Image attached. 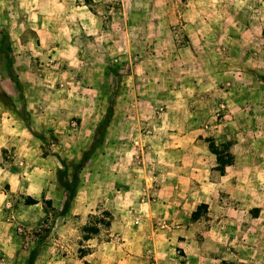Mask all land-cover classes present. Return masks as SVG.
<instances>
[{"label":"rangeland","instance_id":"rangeland-1","mask_svg":"<svg viewBox=\"0 0 264 264\" xmlns=\"http://www.w3.org/2000/svg\"><path fill=\"white\" fill-rule=\"evenodd\" d=\"M170 1L182 10L191 2V5L200 6L201 12L188 17L190 25L183 14L174 23L171 22L172 15H166L164 17L168 20L164 18L166 21L161 28L157 21L162 15L156 12L153 0H128L125 7L122 0H102L99 7L90 9L94 13L98 11L99 30L84 32L81 24L84 14L77 8H67L64 0H0V31L12 38V43L16 41L19 64H28L27 71L34 74L31 78H21V84L15 85L13 78H16L17 68L12 67V53L3 54L0 50V105L5 109L14 106L30 135L40 137L42 154L51 153L66 159L69 168L90 150L96 137H101L100 145L91 152L80 170L78 184L92 181L95 187L103 184L110 191H121L128 181L142 182L145 186L134 191L140 202H148L153 194L150 185L145 183L156 184V171L169 165L153 153L156 144L152 141L148 143L146 137H142L145 120H142L141 113L146 114L147 108L144 109L143 105L147 101L146 91L156 90L165 79L169 80L170 86L174 85V80L177 82L175 85L181 86L182 79L191 82L195 76L206 77L203 78L206 84L203 92L207 95L209 109L207 116L199 119L195 141L198 160L202 158L209 168V175L206 171L202 172L205 174L204 181L210 179V170L218 175L224 174L225 168L234 161V150L238 153L239 163L245 167L239 185L247 193L242 202L227 201L228 192L224 188L213 200L211 208L208 204H198L191 219L206 217L210 222L202 223L203 227H198V231L212 228L215 233L211 241L221 244L224 239L217 233L226 232L230 237L228 247L239 245L244 249L242 264H256V247L264 245V185L259 180L262 175H256V163L261 164L259 160L264 162L263 157L256 156V137H264V93L261 94L262 103L256 97V86L264 88V0H244L239 8L231 4L233 0H213L216 12L210 24L197 22L205 16V0ZM79 3L75 0L70 6L76 7ZM256 3L263 4L262 11L256 10ZM230 6L238 12L233 9L230 12ZM44 21L49 28L47 33L44 29H32ZM83 39L86 44H91L93 40L103 42L100 43V55L96 59L91 57L85 73L82 70V53L79 52L83 49L79 46ZM26 40L32 41V44H18ZM179 49L185 50L183 54L180 55ZM1 74H6L12 81L15 94L6 92L7 84H4ZM24 83H37L27 92L35 113L47 108L51 113L64 96L73 99L71 102L87 113L92 109H103V115L93 128L92 122L91 127L88 124L84 126V148L77 157L72 153L69 156L59 154V137L67 135L76 139L80 118L69 117L77 125H70L65 133L49 132L43 136L40 129L32 126L30 111H26ZM127 90H130L128 94ZM110 99L113 105L121 103L119 109L123 117L124 112L129 114L130 109L132 118L127 125L123 119L116 129L113 127L110 130L108 123L98 136L97 126L106 113ZM126 102L132 105L133 110L132 107L126 108ZM136 115H139V120ZM125 134L129 136L125 137ZM187 143L180 141V147L183 149ZM7 151L4 164L10 162ZM58 163L55 178L61 186L58 170L63 171L64 167L59 160ZM195 164L200 167V162ZM256 176L257 187H262L257 190ZM88 192L91 193L90 190ZM26 198L22 196L23 201ZM256 202L260 206H256ZM51 210L53 221L64 215L62 210ZM104 211L110 216H103ZM259 214L261 219L256 221ZM111 221V212L98 202L82 227L83 237L88 235L84 231V227L88 226L98 228V232L104 233V238ZM47 226L44 223L32 240L40 242L49 231ZM97 233L89 234V237ZM180 253L182 251L177 248L174 250V254ZM218 264L227 263L220 261Z\"/></svg>","mask_w":264,"mask_h":264},{"label":"crops","instance_id":"crops-1","mask_svg":"<svg viewBox=\"0 0 264 264\" xmlns=\"http://www.w3.org/2000/svg\"><path fill=\"white\" fill-rule=\"evenodd\" d=\"M64 1L67 8H77L84 14L82 17L84 20L81 21L84 32L89 29L99 30L97 27L99 16L96 14L98 11L95 10L94 13V10L92 12L90 9L99 7L102 0L88 2L78 0L80 3L76 7L70 6L75 0ZM127 2L128 0H122V5L125 7ZM242 3L244 0L231 2L237 8ZM191 4V2L187 4L183 10L178 9L170 0H153L152 5L156 12L162 15L157 21L161 27V24L168 20L164 17L166 15H172L171 22L174 23L183 14L190 25L188 17L201 12L200 6ZM262 5L256 3L258 12L262 11ZM215 6L213 0H205V16L202 21L197 22L210 24L212 15L216 12ZM229 8L230 12L232 9L238 12V9L232 6ZM227 13L229 14L228 11ZM47 28L46 21L39 24V27H32L44 29L45 33ZM11 39L8 37L13 56L12 67L17 68L15 76L21 84V78H31L34 74L27 71L28 64H19L17 43L16 41L12 43ZM19 41L20 39L17 42ZM100 43L103 44L93 40L91 44H86L84 40L79 44L83 47L79 50L83 58V73L90 66L91 57L96 59V56L100 55V45L102 46ZM18 44L31 45L32 41L26 40ZM179 51L181 55L185 50ZM1 77L4 84H7L6 92L10 95L15 94V88L8 76L1 74ZM203 78L206 77L195 76L191 82L182 79L181 86L175 85L177 83L175 80L174 85L170 86L169 80L165 79L163 85L158 86L156 90L146 91L147 101L143 104L144 109L147 108L146 114L141 113L142 120H145L142 123L144 128L142 137H146L148 143L152 141L156 144L153 153L169 165L156 171L158 175L155 177L158 180L156 184L145 183L151 187L152 199L140 202L134 190L144 187L142 182L128 181L122 187L124 191L123 189L110 191L103 184L95 187L92 181L86 184L80 182L66 212L54 221L51 209L61 211L64 204L63 188L58 185L55 178V169L59 165L58 158L51 153L42 154L40 137L30 135L28 127L22 122L14 106L5 109L0 105V264H28L30 253L36 246H39V249L31 264H218L220 261L227 264H242L244 249L239 245L234 248L228 247L230 237L226 232L217 233V236L224 239V245L213 243L211 239L215 232L212 228L198 231V227H203L202 223L210 221L206 220V217L191 219V214L198 204H208L211 208L214 205L213 200L217 199L224 188L228 192L227 201L242 202L247 193V190L239 185L240 175L244 173L245 167L239 163L238 153L233 152L234 150L232 151L235 154L234 161L225 168L224 174L218 175L214 170H210V179L204 181L205 174L202 172L206 171L209 175V168L204 165L202 158L198 160L195 144L199 119L205 118L209 109L207 95L203 92L206 88ZM34 84L37 83L28 85L24 83V92H30ZM129 91L127 90V94ZM26 93H24L26 111H30L32 126L40 129L39 132L43 136L49 132L65 133L70 125H77L71 122L69 117L80 118L76 139L73 140L72 136L67 135L59 137V154L69 156L72 153L77 157L84 148L86 135L84 126L88 124L87 126L91 127L92 122L93 128L103 115V109L101 111L92 109L87 113L78 109L75 103L71 102L73 99L64 96L55 104L53 113H49L48 108L35 113L36 110L32 111L30 96ZM262 93L264 88L256 86V97L260 98L261 103ZM117 97L118 93L115 101ZM119 104L112 106L110 130L113 127L116 129L123 119L125 125L131 121V110L128 109L129 114L125 111L123 117ZM125 105L126 108L132 107L128 102ZM136 118L139 120V115H136ZM61 127L64 129H60ZM128 136L125 134V137ZM41 138L46 140L47 137ZM180 141H183V144L188 142L183 149L180 147ZM6 150L10 162L4 164ZM257 155L264 158V137H256ZM196 162H200V167L195 164ZM259 162L261 164L256 163V175H262L259 180H262L261 185H264V162L261 160ZM257 180L256 176V190L262 188L257 187ZM262 189L264 190V187ZM257 194L256 191V199ZM22 196L31 197L37 203L25 204ZM43 201H50L51 207L47 208ZM98 202L102 208L111 212V224L105 231L104 238L103 232L84 238L82 227L86 225L88 215L95 211ZM256 206L260 205L256 202ZM206 216L210 218V214ZM260 219L261 214L256 217V221ZM44 223L48 224L49 231L37 243L32 238ZM176 248L182 253L174 254ZM261 262H264V245L256 247V264Z\"/></svg>","mask_w":264,"mask_h":264},{"label":"trees","instance_id":"trees-1","mask_svg":"<svg viewBox=\"0 0 264 264\" xmlns=\"http://www.w3.org/2000/svg\"><path fill=\"white\" fill-rule=\"evenodd\" d=\"M0 38H1V44H0V49L1 51H3V54H8V53H12V49L8 44V37L6 35V33L4 31H0ZM5 59V56H3ZM7 58V55H6ZM9 66V65H8ZM14 80V84L15 85H20L19 80L17 78H13ZM113 102L111 101V99L109 100V105L107 107L106 113L103 117V119L99 122L98 126H97V130H96V134L98 136L101 135V132L108 126V123L110 122L111 118H112V104ZM101 143V137H96L92 147L90 148V150L88 152H85L83 154V156L81 157L80 161L78 163H74L70 165V168L68 167V163L67 160L62 158V157H58V160L60 161L61 165L64 167V170H58V179L60 180V184L61 187L63 188L64 191V195H65V200H64V204H63V208L61 213L64 214L70 204V202L72 201L74 195H75V190L76 187L78 186V182H79V173L80 170L82 169V167L86 164L87 160L90 158L91 156V152L100 145ZM44 204L46 205L47 208H50V201H43ZM24 203L25 204H35L37 203V201L31 197H27L26 199H24ZM103 216H110V214L107 211H104L102 213ZM106 225H109V223H107ZM84 231L86 233H88V235H85V238H89V234H94L98 232V228H93V227H84ZM39 246H36L34 248L33 251H31L30 256L28 258V264L32 263V260L34 258V256L36 255V253L38 252Z\"/></svg>","mask_w":264,"mask_h":264}]
</instances>
